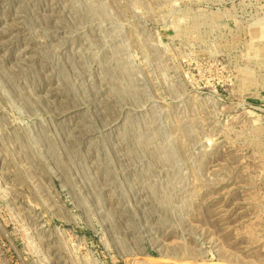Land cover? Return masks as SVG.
<instances>
[{
  "label": "rangeland",
  "instance_id": "1",
  "mask_svg": "<svg viewBox=\"0 0 264 264\" xmlns=\"http://www.w3.org/2000/svg\"><path fill=\"white\" fill-rule=\"evenodd\" d=\"M0 264H264V0H0Z\"/></svg>",
  "mask_w": 264,
  "mask_h": 264
}]
</instances>
